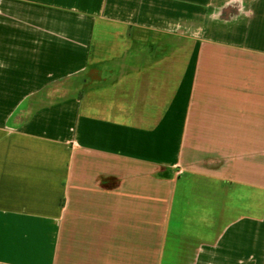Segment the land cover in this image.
<instances>
[{"label":"crops","instance_id":"1","mask_svg":"<svg viewBox=\"0 0 264 264\" xmlns=\"http://www.w3.org/2000/svg\"><path fill=\"white\" fill-rule=\"evenodd\" d=\"M0 264H264V0H0Z\"/></svg>","mask_w":264,"mask_h":264},{"label":"rangeland","instance_id":"2","mask_svg":"<svg viewBox=\"0 0 264 264\" xmlns=\"http://www.w3.org/2000/svg\"><path fill=\"white\" fill-rule=\"evenodd\" d=\"M105 23V22H104ZM100 24V26H99V28L100 29H102V28H104V27H107V24L105 23V24ZM100 34H104L103 32H101ZM97 36H98V34H97ZM96 36V37H97ZM105 36H103L102 38H104ZM94 38H95V36H94ZM187 49V48H186ZM168 53H170V54H172V56L174 57H177V58H180V57H182V58H186V57H190L189 55H190V50H189V47H188V50H185V51H183V50H179V51H175V52H167V54ZM244 60H246V59H244ZM240 61H243V60H240ZM244 63H246L245 65H243V67H242V71H249V70H254L255 68L254 67H251L252 65L251 64H249L247 61L246 62H244ZM163 133H164V130H161L160 132H159V135H157V140H158V143H159V141L163 138L162 137V135H163ZM155 142H157V141H155Z\"/></svg>","mask_w":264,"mask_h":264}]
</instances>
